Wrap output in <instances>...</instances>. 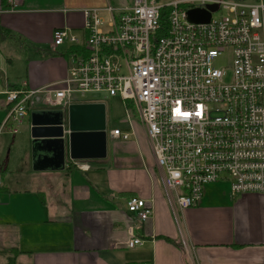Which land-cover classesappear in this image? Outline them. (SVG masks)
<instances>
[{
  "label": "crops",
  "instance_id": "0c3cea01",
  "mask_svg": "<svg viewBox=\"0 0 264 264\" xmlns=\"http://www.w3.org/2000/svg\"><path fill=\"white\" fill-rule=\"evenodd\" d=\"M128 4L21 0L8 10L0 0V126L7 116L6 92L63 87L72 54L82 50L86 37L80 10L100 9L107 22L105 7L116 17ZM59 28H69L78 44L54 48L53 31ZM34 100L33 111L44 109L42 93ZM81 103H103L107 123L104 102ZM135 117L109 130L103 160H71L66 147L63 171H37L31 153L25 152L31 173L5 183L9 163L1 158L0 242L9 255L4 264H264V194L232 197L230 182L223 178L205 185L198 204L180 214L164 190L145 130ZM19 128L21 136L18 131L11 144L27 141L29 149V114ZM114 129L128 133L129 139L113 138ZM23 181L31 186L21 188ZM130 198L152 206L147 221L128 213ZM131 233L142 245L127 249Z\"/></svg>",
  "mask_w": 264,
  "mask_h": 264
},
{
  "label": "built area",
  "instance_id": "2783aa9c",
  "mask_svg": "<svg viewBox=\"0 0 264 264\" xmlns=\"http://www.w3.org/2000/svg\"><path fill=\"white\" fill-rule=\"evenodd\" d=\"M131 1L116 17L105 7L107 22L100 9L80 10L86 37L82 50L72 54L63 87L6 92L0 134L18 133L36 93L52 109L73 104L77 93H104L133 108L164 190L180 214L198 204L205 185L223 178L232 197L264 194V0ZM4 2L12 10L21 0ZM211 4L218 9L208 23L186 19V11ZM162 9L168 10V32L153 41ZM218 12L223 14L215 17ZM78 42L69 28L53 31L54 48ZM226 52L229 68L216 67ZM110 135L129 139L119 129ZM126 208L140 222L153 214L138 198L128 199ZM141 245L133 233L125 244Z\"/></svg>",
  "mask_w": 264,
  "mask_h": 264
},
{
  "label": "water",
  "instance_id": "95a60500",
  "mask_svg": "<svg viewBox=\"0 0 264 264\" xmlns=\"http://www.w3.org/2000/svg\"><path fill=\"white\" fill-rule=\"evenodd\" d=\"M217 9V4L191 9L186 11V19L206 24ZM30 137L37 171H63L66 147L71 160H103L107 156L105 105L73 103L62 109L34 110L30 114Z\"/></svg>",
  "mask_w": 264,
  "mask_h": 264
},
{
  "label": "rangeland",
  "instance_id": "374dc122",
  "mask_svg": "<svg viewBox=\"0 0 264 264\" xmlns=\"http://www.w3.org/2000/svg\"><path fill=\"white\" fill-rule=\"evenodd\" d=\"M170 1L174 0H162V3H167ZM132 1L129 0V4H131ZM222 12H218L215 14V17H218L222 15ZM104 31H107V28H104ZM231 63V58L229 52L224 53L219 59H217L214 62V65L218 68H229ZM230 74V72H229ZM120 98L119 97H108L104 93H87V94H82V93H77L73 96V101L74 103H81V102H87V101H101L106 104V112H107V123H106V131L109 133V130L112 127H118L122 128L123 124L121 122H125L128 120H135V113L133 108L129 107L130 112L127 111L125 112L124 107L120 103ZM44 109H52V107H45ZM66 110V109H65ZM31 112H33L31 110ZM29 113V118L30 114ZM19 134L17 137L21 136L22 131L20 128L18 129ZM12 137L13 135L7 133L4 131L0 135V161L1 158L3 157L2 161L4 160V157L8 158V163H9V175L8 178L5 179V183L8 182V180L14 179V181L21 180L24 177H26L32 170L29 165H27V157L26 155L24 156V153H31V146L28 149L27 146V141L26 142H21L17 146H12ZM4 139V141H2ZM1 163V162H0ZM27 167V168H26ZM0 180L2 182V179L0 177ZM3 185V184H2ZM21 188L22 187H30L31 184H28L27 181L21 182ZM0 241L3 243L2 239ZM0 242V264L5 263V258L8 259L9 255L8 252L6 251V247L3 246V244Z\"/></svg>",
  "mask_w": 264,
  "mask_h": 264
},
{
  "label": "trees",
  "instance_id": "16d2710c",
  "mask_svg": "<svg viewBox=\"0 0 264 264\" xmlns=\"http://www.w3.org/2000/svg\"><path fill=\"white\" fill-rule=\"evenodd\" d=\"M167 14L168 10L162 9L160 12V28L159 30L155 33L153 41L160 38L164 37L167 35L168 32V21H167ZM166 241H170L171 243H174L173 241L165 238ZM6 264H14L12 260H8Z\"/></svg>",
  "mask_w": 264,
  "mask_h": 264
}]
</instances>
